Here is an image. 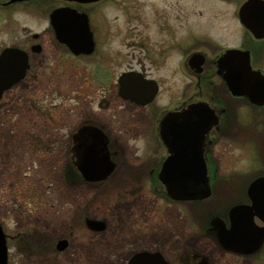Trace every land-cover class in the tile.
Returning a JSON list of instances; mask_svg holds the SVG:
<instances>
[{"label": "flooded vegetation", "instance_id": "1", "mask_svg": "<svg viewBox=\"0 0 264 264\" xmlns=\"http://www.w3.org/2000/svg\"><path fill=\"white\" fill-rule=\"evenodd\" d=\"M227 1L232 5V17L244 33L236 44L216 52L214 41L185 34L186 0H182L184 7L180 0H172V4L170 0H0V59L4 60L0 64V82H9L0 94V178L13 179L9 180L8 188L20 184L21 177L29 179L36 193L52 196L49 197L51 202H44L45 198L39 196L40 201L35 206L39 213L45 214L40 221L49 218V228L27 226L15 235L6 234V244L7 240H18L22 264H59L58 257L67 254L73 257V264L80 261L90 264L88 258L103 256L116 257L117 264H127L139 251H158L169 264H264V239L255 248L250 242L243 245L230 242L231 247L226 248L217 234L223 225L230 228V210L236 205L251 207L254 223L263 224L253 209L260 196L256 198L251 184L264 177V100L233 95L225 76L238 75L246 89L264 94L263 88V92L254 91L255 87L264 86V82H258L259 76L264 77V0ZM96 5L103 21L98 36L92 23V7ZM171 6L177 23L171 22ZM61 7L87 14L94 42L92 52L72 53L59 40L50 14ZM112 7L119 13L112 16L115 24L119 19V26L115 25L114 30L108 25V9ZM195 12L199 16L192 14L191 18H202V10ZM123 24H130L132 32H127L129 27L124 28ZM155 26L157 31H167L166 40H153ZM191 26L194 30L202 28V19ZM175 29L184 32L175 36L172 32ZM119 37L131 40L130 59L114 57L115 53L113 57H102L95 75L100 89L91 92L84 86L86 76L83 87L75 85V78H70L74 84L67 91L71 100L68 120L50 125L49 110L42 107V99L44 95L58 92V74L54 69L59 55L89 57L101 47L106 53ZM188 43L190 52H187ZM227 49L245 52L250 66L248 73L237 74L240 70L235 69V61L225 67L219 63V56ZM196 52L201 55L189 58ZM21 70L23 74L18 77ZM43 80L47 82L45 89ZM154 87L156 91L152 94ZM198 101L207 102L213 109L209 117L211 125L203 140V132L197 124L195 130L188 132L190 144L181 145L180 151L189 159L202 151L211 178V195L203 200H172L165 195L158 178L164 162L178 150L176 140L181 133L177 122L165 120L171 112L183 111L188 104ZM202 117L198 112L193 118L197 123ZM170 138L175 144L166 143ZM236 159L242 160L243 165L234 166ZM50 163L49 174L55 181L42 186L43 169ZM109 167L112 169L106 179H85V176L103 175ZM115 178H136L139 183L135 194L115 200L118 205L140 194L157 197V203L154 206L145 203V207L136 209H112L108 216L101 214L100 217L91 216L83 203L81 209L76 207L68 214L73 220L68 232H73L71 238L58 235L59 222L52 220L51 215L47 217L43 208L55 211L59 184L72 193L75 202L79 192L107 190ZM142 179H148L149 185L141 184ZM227 179L232 181L230 185ZM58 205L61 208L62 201ZM181 205L198 221L188 238L183 236L188 225L179 208ZM171 206L176 211L172 215ZM91 219L102 222V227L90 228L88 220ZM60 239L66 241L62 250L57 247ZM239 239L248 237L243 234ZM140 241L141 244L135 246V242ZM110 242L115 244L114 252L104 250L105 244ZM100 245L101 253L94 254L93 248Z\"/></svg>", "mask_w": 264, "mask_h": 264}, {"label": "rangeland", "instance_id": "2", "mask_svg": "<svg viewBox=\"0 0 264 264\" xmlns=\"http://www.w3.org/2000/svg\"><path fill=\"white\" fill-rule=\"evenodd\" d=\"M170 2L172 4V0H170ZM210 2L211 1L209 0H186L185 10L187 12L188 26L186 28L185 34L187 36L199 35L204 39H210L212 42L214 41L217 46L216 52H220L221 50H224L225 48L231 47L232 45L236 44L239 40V36L242 33H244V30H242V28L237 25L235 18L232 17L231 15L232 5L229 3L230 1L213 0L211 3ZM191 3L192 5H190ZM180 4L184 7L182 0H180ZM193 4H195L196 6H194ZM92 9H93L92 23H94L96 26L95 32L96 35L98 36V32L101 31V27L103 26V21H102V17H100L101 15L98 6L96 5L95 7H92ZM173 9L174 8L171 6L170 13H173ZM199 10L203 11L202 18L200 17L191 18L192 16L190 15L192 14L194 16L195 15L199 16L195 12ZM117 14L119 13H117L116 10H113V7L112 9H108V19H109L108 25L110 26V29L114 28L115 25L117 28L119 26V19L116 24L114 21H111L113 19L112 16ZM174 15L175 13L172 14L171 22L176 21L177 23V18L175 19ZM201 19H202V28L197 27L194 30V27L191 26V23L194 24L195 21L198 20L201 21ZM204 25H208V27ZM122 26L124 27L125 25L123 24ZM126 26L129 27L128 31L127 30L126 31L132 32L130 24H126ZM156 27L157 26L154 27L153 35L155 36L154 37L155 39L153 40L156 42L157 41L162 42L161 40H166L168 36V34H166L167 31L166 30H161L163 32L157 31ZM124 28L121 27V31H124ZM172 32L175 33V36H180L179 34H181V32L183 34L184 31L181 30L180 32L177 29L176 31H172ZM129 36L130 35H128V37ZM130 41L131 40L126 39V37L115 38L113 40L115 44H112L111 49L106 50V53L103 52V49L101 47L95 49V52L89 57H70L67 56V54L59 55L58 64L54 69L58 74L57 75L58 92L53 93L51 96L44 95L42 99V107L46 110H49L48 113L50 115V119L48 120L51 121L50 125L51 124L53 125V123H58V122L63 123L68 120V110H69L68 107L71 103V100L68 97L67 91L69 86L74 84V82H72L70 78H75L76 80L75 85L82 86L84 84L83 81L86 76L87 84L84 86L85 87L87 86L86 88L89 87L90 92L94 89L95 90L100 89V87H98L100 85V81L95 75L97 69L99 68V64L101 63V58L102 57L109 58L114 56V57L123 58L124 60L130 59L131 51H132L131 46L129 45V43H131ZM187 49H188L187 52L191 51L189 43L187 44ZM117 52L118 54H116ZM216 52L214 54H216ZM112 53L115 54L111 56ZM100 73L102 74L101 71ZM188 83L190 82H187V84ZM46 84L47 82L43 80L42 82L43 89H45ZM234 163H235L234 166L237 167L243 165L242 160L236 159ZM50 166L51 163L48 166V168L43 169L42 186H46V184L49 186L50 183L52 184V182L55 181V178L49 174L51 171ZM9 180H13V179L11 177H4V180L3 178H0V222L3 226L4 232L6 234L15 235L25 227L28 226L33 228L32 226L35 225H37L38 227L40 226L42 229H45L46 227L49 228L51 226V222L49 218L40 221V219L42 220V218H45V214L39 213V211L35 206L40 201L39 196L45 198L42 199L44 202L46 200L51 202V200L49 199V197H52L51 194L43 193L40 191L36 193L34 185L29 184V179H22V177L20 179L21 182L20 184L17 183V186L8 188L7 184ZM113 180L114 182H112L111 185L109 184L107 186V190L87 189V192L85 193H84L85 190L83 192H79V199L76 198L75 202L74 200H72V193H68L69 190L62 187L58 183L60 187L58 189L57 195L59 198V202L62 201V207L60 208V206L58 205L59 202H57V205L54 206L56 208L55 211H51V209H48V207L46 206L43 208V210L46 211L47 213V217L51 215L52 220L56 221L57 219V222H59L58 235L64 234V236H69L71 238L73 232H71L72 234L68 232H69V228L73 224V220H71V217L68 216V214L69 212L71 213L72 210L76 207L78 209H81L83 203H85L84 206L89 208L90 210L89 213L93 217H100L103 214L108 216V214L112 211V209H117V210L131 209V208L136 209V207H143V206L145 207V205H143L145 203L147 205L153 203V206L157 203V199H156L157 197L140 194L133 196V198L129 197L127 200H123L122 203L118 205L117 202H115V200H117L119 197H128L130 195L132 196L133 194H135V188L138 187L139 183H137L136 178H126V179L115 178ZM227 180H228L227 185H230L232 181L230 179ZM141 184L148 186L149 185L148 179H142ZM4 195H6L5 198L7 199H4ZM52 203H55L53 199H52ZM179 208L184 212V215L186 216L188 226L185 229L186 231L183 232V236L185 238H188L189 233L192 232L191 230H194V228H196V224L198 221L196 220L197 218L194 216V214L191 215L188 213L187 210L185 211L183 205L179 206ZM175 213H176L175 208L171 206L170 214L172 215ZM148 238L150 240H153L151 237H147V239ZM18 243H19L18 240L17 241L7 240V247L9 254L8 264H22V261L19 259L20 257H19L18 249L20 245L18 246L17 245ZM108 244L107 243L105 244L104 250L108 252L113 249L112 251L114 252L115 244L112 242ZM140 244L141 241L140 243L135 242V246H138ZM146 245L147 244H145L144 246ZM101 251H102L101 245L98 246L97 248L95 247L93 248V253L96 255H99ZM102 258H104V256ZM114 258L118 260V258L116 257ZM58 261L59 264H73L74 259L71 255L67 254L66 256H59ZM78 264H81V261Z\"/></svg>", "mask_w": 264, "mask_h": 264}, {"label": "water", "instance_id": "3", "mask_svg": "<svg viewBox=\"0 0 264 264\" xmlns=\"http://www.w3.org/2000/svg\"><path fill=\"white\" fill-rule=\"evenodd\" d=\"M78 2H93L96 0H74ZM257 3V2H252ZM243 10V8H242ZM242 10H240L241 19H242ZM243 21V19H242ZM50 22L53 25L56 34L61 42L65 43L69 50L72 53H90L94 49V42L92 39V32L89 27L87 14L84 12H78L74 8L61 7L54 9L50 14ZM256 36H260L259 33L253 32ZM201 55L200 53H193L189 58L196 59ZM200 59V58H199ZM238 60V62H237ZM3 57L0 59V64L3 62ZM219 63L224 66L227 63H237L235 69L240 71L237 74L248 73L250 66L248 64L247 56L245 52L236 49H227L225 50L218 59ZM225 67V66H224ZM230 73V72H227ZM255 74L253 72H249ZM258 73V72H256ZM23 70L18 74L22 76ZM260 74V73H258ZM225 76V82L228 85L230 91L233 95L236 96H248L252 100L259 99L264 100V94L262 88L264 86L255 87L254 91L260 94L252 92V89H246L243 85V80L238 75L232 76L227 74ZM243 79V78H242ZM258 82H264V77L259 76ZM9 84L0 82V94L2 90ZM153 92L156 91V88H153ZM263 94V95H262ZM198 112L202 113V120L197 121L193 118ZM213 109L210 108V105L205 101H198L195 103L188 104L186 109L180 112H171L167 117L165 122H177V130L181 133L178 135V150L167 158L164 162L161 169V174L158 178L159 182L164 188L165 195L177 201H194L202 200L208 198L211 194L210 187V178L207 172L206 161L200 154L197 153L194 159H189V156H182L180 151L181 145L186 147L190 144V136L188 132L195 130V127L198 125L201 127L204 134L208 129V126L211 125L209 117L212 116ZM181 115L182 118L179 119L177 116ZM176 116L177 118H173ZM173 118V119H172ZM215 122V119L213 120ZM198 124V125H197ZM179 126V127H178ZM163 128V127H162ZM200 129V128H199ZM163 130V129H162ZM161 130V132H162ZM163 136V135H162ZM167 144H175L174 139H166ZM102 151L105 150V142L101 145ZM187 154L189 151H186ZM105 155V154H104ZM107 158V156H106ZM189 159V160H188ZM90 163H94L93 158H89ZM84 164V162H82ZM81 170L83 171L82 167ZM85 168V167H84ZM111 167L106 168V171H103V175L100 176H85V179L88 181L104 180L111 171ZM251 187H255L256 198L260 196L258 203L253 206V209L256 210L257 216L262 220L263 224L258 226L254 223L252 213V208L245 205H236L230 210V219L231 224L230 228H225L224 225L218 229V239L226 247L230 248L232 244H246L247 242L252 243V248L257 247L262 243L264 239V177L256 179ZM260 187V188H259ZM247 214V216H246ZM235 217V218H234ZM237 218V219H236ZM218 221V219H214ZM102 223V222H101ZM98 220H88V225L94 230H99L102 225ZM213 223V222H212ZM101 225V227L99 226ZM245 234L248 239H239V235ZM257 236V237H256ZM233 242L232 244H229ZM66 245L64 239H60L58 242V249L62 250ZM8 262V253L6 246V236L0 222V264H7ZM127 264H169L168 261L162 256L158 251H139L133 254L129 259Z\"/></svg>", "mask_w": 264, "mask_h": 264}, {"label": "trees", "instance_id": "4", "mask_svg": "<svg viewBox=\"0 0 264 264\" xmlns=\"http://www.w3.org/2000/svg\"><path fill=\"white\" fill-rule=\"evenodd\" d=\"M114 257H108L105 256L104 258L102 257H92L89 259L90 264H117V260Z\"/></svg>", "mask_w": 264, "mask_h": 264}]
</instances>
